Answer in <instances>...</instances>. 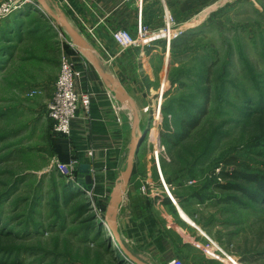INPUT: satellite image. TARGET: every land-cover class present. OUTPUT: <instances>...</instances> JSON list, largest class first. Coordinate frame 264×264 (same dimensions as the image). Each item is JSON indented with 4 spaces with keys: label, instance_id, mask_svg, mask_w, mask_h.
I'll return each mask as SVG.
<instances>
[{
    "label": "rangeland",
    "instance_id": "obj_1",
    "mask_svg": "<svg viewBox=\"0 0 264 264\" xmlns=\"http://www.w3.org/2000/svg\"><path fill=\"white\" fill-rule=\"evenodd\" d=\"M159 4L163 18L156 30L170 29L172 36L166 33L150 43L160 44L161 53L155 56L154 79L144 76L149 130L137 159L159 164L165 178L169 173L186 179L194 191L216 178L246 188L202 191L204 227L213 240L208 245L217 247L220 264H231V258L234 264H264V198L249 197L264 193L256 180L219 177L222 171L264 178V0ZM28 49L24 60L42 52L41 47ZM163 58L169 62L164 69ZM46 71L14 67L0 83V264H119V259L127 264L122 252L117 257L119 244L106 233V209L55 162L62 159V135L52 132L43 105L55 88L43 97L28 87L37 79L56 84L57 68ZM184 122L199 124L179 141ZM63 180L87 195L90 205L83 213V198L64 200ZM228 196L239 203L227 202ZM91 216L96 221L88 227Z\"/></svg>",
    "mask_w": 264,
    "mask_h": 264
},
{
    "label": "crops",
    "instance_id": "obj_2",
    "mask_svg": "<svg viewBox=\"0 0 264 264\" xmlns=\"http://www.w3.org/2000/svg\"><path fill=\"white\" fill-rule=\"evenodd\" d=\"M159 2L144 0L143 22L150 31L162 24ZM37 4L47 15L27 6L0 21V39L4 40L0 48V83L14 67L45 74L47 66H54L59 73L63 49L54 27L58 22L65 34L87 50L83 57L65 46L81 72L76 89L88 92L92 98L91 115H78L72 121L71 133L58 136L62 140L58 146L62 162L68 165L76 162L72 170L78 180L80 166L89 165L94 202L106 209V218L110 219L113 214L108 215L109 206L115 202L113 227L140 260L148 264H169L174 259L187 264H220L215 253L217 247L208 245L212 237L204 227L207 201L192 190V184L167 172L164 178L168 193L157 176L156 163L137 157L129 183L125 184L122 178L134 124L142 131L149 128L148 84L144 76L154 79L155 56L161 53L158 43L145 45L143 49L120 50L112 36L118 29L136 34L137 1L37 0ZM31 46L41 47L43 56L36 54L32 60H24V53ZM163 60L164 69L169 62L167 58ZM118 85L126 90L128 100L117 94ZM28 87L45 97L49 88H55V81L37 79ZM49 101L43 105L48 106ZM78 183L87 188L85 183Z\"/></svg>",
    "mask_w": 264,
    "mask_h": 264
},
{
    "label": "built area",
    "instance_id": "obj_3",
    "mask_svg": "<svg viewBox=\"0 0 264 264\" xmlns=\"http://www.w3.org/2000/svg\"><path fill=\"white\" fill-rule=\"evenodd\" d=\"M138 11H139V20L137 25L136 34H132L126 29H118L112 32V36L119 46L120 50H125L131 47L144 48L145 45H151L153 41L161 39V37L172 36L170 29H164V31L155 30L152 31V34L148 36V33L151 32L146 24L143 22V6L144 0H136ZM31 6L33 10L40 11L45 13V10L37 4V0H6L0 5V19H4L8 16H11L14 13H17L22 8ZM47 15V14H46ZM54 27L58 34V39L62 47V53L60 58V72L58 75L57 82L55 84L54 94L51 97L48 104V116L52 120V132L57 135H69L72 129V121L82 115L88 117L91 115V95L85 91H78L76 89V80L81 76V72L77 70L75 62L66 52L65 46L71 48L75 53L81 54V56L86 57L85 52L87 51L85 47L81 46L76 40L72 37L65 34L64 30L60 27L58 22L54 23ZM161 31V32H160ZM178 35V34H174ZM172 39V38H171ZM171 39H168L170 43ZM60 171L66 175H69L70 178L75 179L76 176L73 174V168L75 169V163L71 165L65 164L59 158L55 160ZM158 171L164 185V188L169 193V188L164 181V177L161 172V167L158 164ZM75 176V177H74ZM86 193L90 194V190L83 186H80ZM174 200V199H172ZM104 225L107 227L112 240L116 242V238L113 235V231L110 228L108 220H104ZM231 264L235 263L233 258L229 259ZM169 264H187L181 259H174Z\"/></svg>",
    "mask_w": 264,
    "mask_h": 264
},
{
    "label": "trees",
    "instance_id": "obj_4",
    "mask_svg": "<svg viewBox=\"0 0 264 264\" xmlns=\"http://www.w3.org/2000/svg\"><path fill=\"white\" fill-rule=\"evenodd\" d=\"M19 12V11H18ZM173 44H175V43H173ZM198 122H195V123H187V122H184L183 124H181V134H180V136H179V141H181V140H185L186 138H188V136L190 135L189 133H190V129H194L196 126H198ZM51 129H52V126H51ZM167 140H169V142L170 143H172V141L170 140V138L168 137L167 138ZM58 174H60V173H58ZM237 176H241V177H245V178H247V179H249V180H256L257 181V183H258V185H259V188L262 190L261 191V193L263 192L264 193V178L263 177H259V176H249V175H246V174H242V175H238V172L237 173H233V174H229L228 172H222L221 171V173H220V178H225V179H230V178H232V177H237ZM64 176L63 175H61L60 176V179H64L63 178ZM177 179H181V178H177ZM183 179V178H182ZM217 179V178H216ZM214 180V182H211L212 184H208V185H206V186H203L204 188L203 189H201V191L199 190L198 191V195H200V197H201V199H203V195H202V191H204L207 187L209 188L210 186L211 187H214V188H217V189H224V190H230V191H239V190H241V191H243V192H247V189L246 188H244L242 185H240V184H234V183H232V182H226V183H224V184H221L218 180ZM66 181V180H65ZM64 180H63V188H62V193H63V195H64V200L67 202V201H72L74 198L75 199H78V198H83L84 199V201H85V203L84 204H82L81 205V210H80V212L81 213H83L84 211V209H85V207H88L89 205H90V202H89V200H87L88 198H86L87 197V195H85V194H83V193H81L79 190H77V188H73V185L71 184H66V182H65ZM76 184H77V187L78 186H80L81 184H79L78 182H75ZM249 197L251 198V200H254V201H260L262 198H264V194H262V195H259V194H257V193H252V194H250L249 193ZM226 201L227 202H229V203H235V202H237V203H239L238 202V199L237 198H235V196H228L227 198H226ZM93 216H91L90 217V219L89 218H87L86 219V221L89 223L88 225V227H90V225H91V221L93 220H95L96 221V219L93 217ZM93 224V223H92ZM96 226H97V224H96ZM106 233L109 235L110 233H109V231L107 230L106 231ZM108 237V236H107ZM106 241L108 242V243H110V246H113L111 243H112V240L110 239V237H108V238H106ZM120 249V248H119ZM117 251V250H116ZM121 249L119 250V252H118V256L117 257H121ZM124 256V255H123ZM122 258V257H121ZM119 264H126L123 260H121V259H119ZM127 262V261H126ZM128 264V263H127Z\"/></svg>",
    "mask_w": 264,
    "mask_h": 264
},
{
    "label": "water",
    "instance_id": "obj_5",
    "mask_svg": "<svg viewBox=\"0 0 264 264\" xmlns=\"http://www.w3.org/2000/svg\"><path fill=\"white\" fill-rule=\"evenodd\" d=\"M107 78H109L111 81L114 82L113 78L107 74ZM117 94L121 97V99L124 100H128L130 97L129 95L126 93V90L123 88V86L118 85L115 87ZM149 128L145 129V130H141L137 123L134 124L133 126V137L131 139V143H130V150L127 153V166L126 169L124 170L123 174H122V178L124 180L125 184H128L130 181V178L132 176V172L134 169V163L136 160V157L139 154V151L141 149V145L142 143H144L146 134L148 133ZM79 182L81 183H85L87 185V188L90 190L92 188V181H93V177L92 174L89 172V165L88 164H82L80 166V172H79ZM115 210V202L111 203V205L109 206V210H108V215L113 214L112 219L107 218L108 223L110 228H112L111 230L113 231L115 237H116V242L119 244V247L121 249V252L123 253V255H125V257L129 258V260L133 261L132 264H148L142 260H140L138 257L134 256L130 250L125 246V244L123 243L122 239L120 238V235L118 233V231L116 230V228L113 227V221L116 218V215L114 213Z\"/></svg>",
    "mask_w": 264,
    "mask_h": 264
},
{
    "label": "bare ground",
    "instance_id": "obj_6",
    "mask_svg": "<svg viewBox=\"0 0 264 264\" xmlns=\"http://www.w3.org/2000/svg\"><path fill=\"white\" fill-rule=\"evenodd\" d=\"M24 8H26V7H24ZM24 8H22V9H24ZM22 9H21V10H22ZM160 111H161V110H160ZM159 113H160V112H159ZM157 117H158V113H157ZM149 133H150V132H149ZM144 141H145V140H144ZM113 235H114V234H113ZM114 236H115V235H114ZM115 238H116V237H115ZM125 258H126L127 263L130 262V263L132 264L133 261L129 260V258H127V257H125ZM238 263H239V262H238Z\"/></svg>",
    "mask_w": 264,
    "mask_h": 264
}]
</instances>
